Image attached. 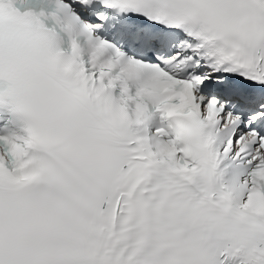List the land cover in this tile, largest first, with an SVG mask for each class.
Returning <instances> with one entry per match:
<instances>
[{
    "label": "snow or ice",
    "instance_id": "obj_1",
    "mask_svg": "<svg viewBox=\"0 0 264 264\" xmlns=\"http://www.w3.org/2000/svg\"><path fill=\"white\" fill-rule=\"evenodd\" d=\"M0 109V264H264V0H0Z\"/></svg>",
    "mask_w": 264,
    "mask_h": 264
}]
</instances>
